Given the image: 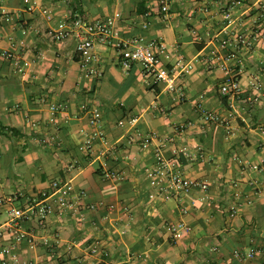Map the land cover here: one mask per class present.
Wrapping results in <instances>:
<instances>
[{
    "label": "crops",
    "instance_id": "1",
    "mask_svg": "<svg viewBox=\"0 0 264 264\" xmlns=\"http://www.w3.org/2000/svg\"><path fill=\"white\" fill-rule=\"evenodd\" d=\"M160 5L0 0V182L24 181L10 193L0 183V200L41 199L57 179L73 196L86 192L44 227L25 223L36 246L0 236V264H263L264 0H169L163 12ZM69 9L114 19L123 38L161 40L162 65L179 58L191 65L177 76L185 96L166 91L139 63L125 65L112 46L96 43L97 60L83 67L75 37L48 34ZM5 51L20 58L21 71ZM224 66L240 94H222ZM93 67L99 75L88 74ZM54 104L63 107L53 114ZM203 108L217 119L206 120ZM157 149L208 189L154 188ZM110 169L123 178L105 179ZM12 205L20 202L0 201L1 222ZM179 222L190 230L174 238ZM46 243H55L54 257ZM250 246L255 258L237 262L234 250Z\"/></svg>",
    "mask_w": 264,
    "mask_h": 264
},
{
    "label": "built area",
    "instance_id": "2",
    "mask_svg": "<svg viewBox=\"0 0 264 264\" xmlns=\"http://www.w3.org/2000/svg\"><path fill=\"white\" fill-rule=\"evenodd\" d=\"M169 0H160L161 9H167ZM229 16V14H227ZM49 36L53 40H64L68 37H75L76 52L81 56L82 65L86 67L90 62L97 60V54L94 52L95 44H102L114 47L123 58L125 65L129 66L131 62L139 63L143 69L150 74L156 83L163 86L166 91L177 92L182 98L185 96L183 87L177 83V76L180 72L190 68L189 63L179 58L174 67L162 65L159 52L165 46L159 39L146 40L142 36L123 38L120 36L119 29L115 25V20L107 19H91L83 13L69 9L67 17L60 21L55 28L48 31ZM264 42V41H263ZM3 56L12 58L14 65L21 71L20 58L14 56L12 52L5 51ZM226 76L221 84V92L225 95H238L241 93L242 86L239 79L231 74L227 67ZM88 74L99 75L97 68L93 67L88 70ZM253 85L256 83L253 81ZM62 105L54 104L51 106V111L54 114ZM204 118L206 120H216L217 115L203 108ZM132 121H136V117H132ZM146 145V144H145ZM180 151L188 154V149L183 147ZM156 167L152 171L150 184L158 188L161 192L171 191L174 193H188L193 189L206 191L208 183L205 180L188 177L174 167V163L165 157L161 149L156 151ZM257 167V166H255ZM102 176L105 179H121L122 175L113 169L104 170ZM53 192L50 195L43 194V198L28 197L24 202L20 201V196H13L4 199L8 202L18 201L20 205H12L7 210L8 219L4 222L0 221V236L4 233H10L16 241L26 240L30 247L37 245L36 236L31 231L27 230L24 225L28 221L35 220L39 227H44L48 218L55 212L63 213L66 209L78 206L79 200L86 197V192L81 191L78 195L70 194V185L66 181L60 179L52 182ZM48 197L52 200H48ZM0 200V201H4ZM87 207L95 209L96 203H89ZM190 227L179 222L171 226L173 237H179L185 232H189ZM48 249L51 250V256H55V243H46ZM264 255V248L261 249ZM258 252L256 246H250L243 250L238 247L234 250L233 255L237 262L242 263L251 261L255 258ZM15 262H20L16 255H13ZM20 264H34L30 260H23ZM59 264V263H55ZM264 264V260H263Z\"/></svg>",
    "mask_w": 264,
    "mask_h": 264
},
{
    "label": "rangeland",
    "instance_id": "3",
    "mask_svg": "<svg viewBox=\"0 0 264 264\" xmlns=\"http://www.w3.org/2000/svg\"><path fill=\"white\" fill-rule=\"evenodd\" d=\"M20 179H22V177H19ZM10 179H11V185L10 187H6L4 184H5V178L3 179L2 183L3 184V188H4V191L6 193H10L11 191H15L17 190L18 188H21L23 186V179L22 180H18V177H14V176H10Z\"/></svg>",
    "mask_w": 264,
    "mask_h": 264
},
{
    "label": "trees",
    "instance_id": "4",
    "mask_svg": "<svg viewBox=\"0 0 264 264\" xmlns=\"http://www.w3.org/2000/svg\"><path fill=\"white\" fill-rule=\"evenodd\" d=\"M160 7H161V5H160ZM161 11L163 12V10L161 9ZM139 12H141V11H139ZM143 13H145L146 12V10H143L142 11ZM173 159V158H172ZM40 198H42V196H40ZM264 248V247H263ZM263 248H261V249H263Z\"/></svg>",
    "mask_w": 264,
    "mask_h": 264
}]
</instances>
